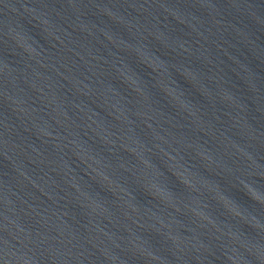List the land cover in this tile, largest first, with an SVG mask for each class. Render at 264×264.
<instances>
[{
	"label": "water",
	"instance_id": "1",
	"mask_svg": "<svg viewBox=\"0 0 264 264\" xmlns=\"http://www.w3.org/2000/svg\"><path fill=\"white\" fill-rule=\"evenodd\" d=\"M0 264H264V0H0Z\"/></svg>",
	"mask_w": 264,
	"mask_h": 264
}]
</instances>
